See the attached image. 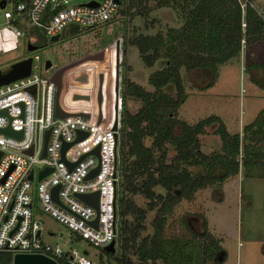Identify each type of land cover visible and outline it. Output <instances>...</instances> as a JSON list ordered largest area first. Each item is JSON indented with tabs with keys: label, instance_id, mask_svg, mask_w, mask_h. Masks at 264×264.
Segmentation results:
<instances>
[{
	"label": "built area",
	"instance_id": "1",
	"mask_svg": "<svg viewBox=\"0 0 264 264\" xmlns=\"http://www.w3.org/2000/svg\"><path fill=\"white\" fill-rule=\"evenodd\" d=\"M88 1L62 5L61 0H0V54L22 48L29 51L27 43L33 44L34 39L27 35L29 27L59 36L69 23L89 26L110 18L119 4L115 0ZM117 41L116 36L103 47L100 59L66 63L56 98L51 75L57 67L51 70V62L45 66L44 60V74H39L37 53L19 58L30 57L27 74L0 83V252L10 255L5 264H13L18 253L41 254L56 264L59 259L70 264H114L104 261L100 253L93 259L85 248L71 244L63 248L57 241L43 239L38 211L67 226L75 239L102 249L111 240L115 244L121 111L119 87L114 91L115 63L120 60ZM98 73L102 74L100 83ZM80 75L84 79H79ZM55 102L65 114L56 113ZM7 125L19 130L20 135L3 132L1 128ZM78 131L83 134L78 136ZM63 144L66 146L61 154ZM96 146L97 155L92 152ZM46 166L47 172L38 177L39 170ZM95 166L97 169L87 175ZM54 185L56 200L51 196ZM95 190L96 208L78 197L79 193ZM95 215L93 225L90 220Z\"/></svg>",
	"mask_w": 264,
	"mask_h": 264
},
{
	"label": "trees",
	"instance_id": "2",
	"mask_svg": "<svg viewBox=\"0 0 264 264\" xmlns=\"http://www.w3.org/2000/svg\"><path fill=\"white\" fill-rule=\"evenodd\" d=\"M154 1L157 6L179 8L182 23L169 27L165 36L137 33L129 39L144 64L161 61L147 77L151 90L124 76L120 80L115 249L100 250L106 261L114 264H207L220 252L214 233L204 223L190 237H167V215L180 199L191 198L196 188L220 184L236 173L239 165L247 168L245 173L258 166L264 173V149L259 147L264 148V104L243 125L241 135L228 132L217 115L194 123L180 120L174 115L184 98L179 67L204 69L211 75L207 86L211 85L217 65L235 56L243 42L264 40V17L248 2L242 8L238 0ZM133 4V0H119V12L125 13ZM137 11L141 13L142 8ZM248 64V68L264 70V60ZM167 84L173 85L172 93L162 89ZM125 94L138 97L142 105L130 112L125 107ZM213 122H217L214 132L219 149L203 153L198 134ZM145 137H150L149 144L144 143ZM169 148L173 149L170 155ZM189 165L200 166L202 173L192 174ZM214 167L220 171L214 172ZM136 195L144 199L141 204ZM9 260L8 253L0 252V264ZM58 264L70 263L59 259Z\"/></svg>",
	"mask_w": 264,
	"mask_h": 264
},
{
	"label": "rangeland",
	"instance_id": "3",
	"mask_svg": "<svg viewBox=\"0 0 264 264\" xmlns=\"http://www.w3.org/2000/svg\"><path fill=\"white\" fill-rule=\"evenodd\" d=\"M84 1L86 0H61V4L71 5ZM238 1L242 8L248 2L264 17V0ZM133 2L125 13L121 14L117 6L110 18L89 26L69 23L55 40H50L49 35L41 29L29 27L27 35L34 38V47L29 51L22 48L19 52L12 50L1 53L0 69H8L9 64L23 54L37 53L40 59L36 71L42 75L41 63L45 59L50 60L52 70L84 53L107 45L117 36L120 45V80L124 76L145 89H153L148 84L147 77L153 69L160 66L161 60L147 66L136 46L129 43V39L137 33H161L165 36L169 27H179L182 16L179 8L171 5L157 6L154 0H141L137 4L136 0ZM141 8L142 12L139 13L137 9ZM2 19L0 17V22ZM258 60H264V40L249 44L243 42L235 56L217 65L216 76L208 86L211 75L207 71L198 67L187 69L180 66L179 76L184 98L175 107L174 115L188 123H194L208 115H217L228 132H238L241 135L243 125L249 123L264 104V70L254 66L248 68V62ZM121 88L119 86L120 92ZM162 89L170 93L174 91L172 84H167ZM141 105L142 100L138 97L125 94V107L130 112ZM216 124L217 122H213L205 125L203 132L198 134L203 153L219 149V139L214 132ZM247 135L249 137V133ZM149 141L150 137L144 138L145 144H149ZM259 147L264 149L261 144ZM172 152L171 148L167 150L168 155ZM188 168L194 175H200L203 171L196 165H189ZM246 170L247 168L239 165L238 171L220 184L196 188L191 198L180 199L167 215L164 234L167 237H190L193 232L200 231L205 223L220 245L219 254L207 261V264H264V173L259 166L253 167L248 173H245ZM213 171L218 172L220 169L214 167ZM35 184L36 180L33 179L32 185ZM134 198L138 204L144 200L140 195ZM38 219L42 229L41 237L46 241H57L63 248L70 244L77 249L85 248L87 255L93 259L99 253L104 257L99 247L84 239H75L72 230L48 213L38 211ZM47 231L53 233L49 234ZM59 234L62 235L60 238ZM103 259L106 261L105 257Z\"/></svg>",
	"mask_w": 264,
	"mask_h": 264
},
{
	"label": "water",
	"instance_id": "4",
	"mask_svg": "<svg viewBox=\"0 0 264 264\" xmlns=\"http://www.w3.org/2000/svg\"><path fill=\"white\" fill-rule=\"evenodd\" d=\"M117 3H119V0H115ZM87 4H95V1L93 0H89L87 2ZM58 34H53L49 36L50 40H55L57 39ZM34 45L31 43H27V48L31 49L33 48ZM102 57V53L101 51H96L94 53L88 54L87 56L83 57V59H100ZM50 64V60L49 59H45L44 61V65L48 66ZM66 65H60L59 67H57L52 75H51V79L52 81L55 83L56 85V89H55V98L58 94V90H59V84H60V73L62 71V69L65 67ZM30 67V57L27 56L25 58L13 61L9 64V68L2 72L0 71V83L3 82H7L11 79H14L18 76H22L24 74L28 73ZM79 79H84V75H80L78 77ZM101 81V74L99 73V82ZM114 91L115 93L117 92V63L115 64V85H114ZM77 96V95H75ZM97 98L98 100L100 99V92L98 90L97 92ZM55 110L57 114H65L64 111L60 110L55 102ZM2 111H4V109H2ZM112 129L115 130L114 131V136L116 138V119H114L113 121V125H112ZM1 130L7 134H11V135H15V136H19L20 135V131L19 130H13L11 129L8 125L5 127H2ZM81 134H83V132L78 131V136H81ZM66 144L62 145L61 148V154L63 149L65 148ZM92 152H94L97 155V146L95 148H93ZM42 153H44V150L42 151ZM49 169L48 166L42 168L41 170H39L38 172V177H40L41 175H43L45 172H47V170ZM97 169V166H95L87 175H91L95 170ZM28 177H30V173L28 174ZM56 189H57V185L52 186L51 188V196L56 200L57 196H56ZM78 197L81 198L83 201L93 205L95 208L97 207V191H92V192H86V193H79ZM96 217L97 215H95V217L90 220V222L95 225L96 223ZM103 249L106 251H110L113 252L115 247H114V240H111L109 243H107L106 245L103 246ZM13 264H56L52 259L41 255V254H23V253H18L15 254L13 257Z\"/></svg>",
	"mask_w": 264,
	"mask_h": 264
},
{
	"label": "flooded vegetation",
	"instance_id": "5",
	"mask_svg": "<svg viewBox=\"0 0 264 264\" xmlns=\"http://www.w3.org/2000/svg\"><path fill=\"white\" fill-rule=\"evenodd\" d=\"M106 45V44H105ZM104 45V46H105ZM104 46H102V47H100V48H97V49H95V50H91V51H89V52H87V53H84L81 57H79V58H77V59H75V60H82V58L83 57H85V56H87L88 54H91V53H94V52H96V51H101V53H102V49H103V47ZM75 60H73V61H75ZM117 63V87H119L120 86V76H119V66H120V60H119V62H116ZM115 63V64H116ZM101 74V73H100ZM101 81H102V74H101ZM100 81V82H101ZM98 82H99V73H98ZM99 82V83H100Z\"/></svg>",
	"mask_w": 264,
	"mask_h": 264
}]
</instances>
